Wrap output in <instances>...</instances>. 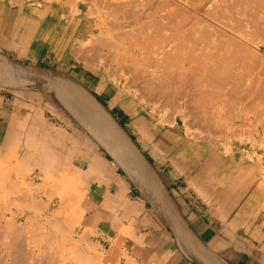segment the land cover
Returning <instances> with one entry per match:
<instances>
[{"label":"crops","instance_id":"0c3cea01","mask_svg":"<svg viewBox=\"0 0 264 264\" xmlns=\"http://www.w3.org/2000/svg\"><path fill=\"white\" fill-rule=\"evenodd\" d=\"M62 23L67 21L0 1V51L33 67L55 69L51 64L61 61L56 51L65 38L68 43L82 38L76 29L62 37ZM101 82L89 89L110 96ZM110 97L114 105L108 108L146 154L201 242L229 264H264V153L257 158L255 149L226 152L217 142L191 138L177 122L165 126L151 119L119 94ZM92 135L57 94L0 83V177L7 175L0 188L14 194L23 180L49 182L81 198V227L107 255L119 241L117 256H108L113 262L195 264Z\"/></svg>","mask_w":264,"mask_h":264},{"label":"bare ground","instance_id":"6f19581e","mask_svg":"<svg viewBox=\"0 0 264 264\" xmlns=\"http://www.w3.org/2000/svg\"><path fill=\"white\" fill-rule=\"evenodd\" d=\"M101 1L102 0H100L99 5L104 2L102 1L101 3ZM142 1L137 0L136 2L135 0L134 1L124 0V3L120 4L118 7L109 6L108 9L111 10L109 11V14H112V15L122 14L125 16L124 17L125 19H123V21H121L120 24L116 26L114 25L115 28L113 25L109 26L106 23V20L104 17L99 16L100 18L98 17L96 19L89 20V18L86 16V14L89 13V9L84 10L82 9V7H79L78 10L74 8L72 9V11L73 12L75 11L74 13L77 15L79 19L78 21L81 22L76 25L75 29L80 28V27L84 28L87 33L89 32V37L91 35L90 31L94 32L95 34L96 31L101 28L108 29L109 31L108 33H110V29L118 30L116 32H113V34L112 33L109 34V35H112L111 39L109 38L106 39L103 37H101L102 38L101 39L99 37L101 39L99 43L102 46V49L103 50L106 49L107 52L111 55L110 59H112V61L118 60L119 67H123L125 70L129 69L134 72L135 78L134 79L132 78V81L137 82V83L139 81L140 85H143L145 92L147 94H155L156 96H162V97H167V98L169 97V99H172V100H174V98H178L180 94H176L178 91L177 90L175 91L176 87H175V81L172 78L173 76L179 77L180 79H182V81H184L185 83H189L195 89L197 88V86L200 89L199 85H197L196 83L200 82L199 79L201 77L194 75V74L192 75L191 73L194 72V68L196 67V65L199 64L201 66V63L199 62L197 57L196 59L190 58L188 56L182 57L181 54H179L181 56V59L178 56L176 57L175 55L180 51V49L182 50L184 49L185 51H187L188 48H190L192 51L197 52V50H200L202 51L203 54L206 53L207 54L205 55L206 57L204 56L207 59L206 61H210L214 67L215 66L220 67L221 69L218 68L220 70H222L223 68L224 73H225L224 70L228 68L231 71L232 70L230 68L231 66L233 70L235 69L233 67L234 65H239V67L242 66L243 68L244 64L246 63L252 64V61H257V60H260V58L264 57V0H217V3L213 0L215 3L214 6H216L217 4L216 18L212 17V16H215L214 14L215 12H212V9L209 8L207 4H206V7L201 6L199 5L200 2H198L197 0L195 1L198 2L199 6L194 5L196 4L194 3V0L191 1L193 2V4L190 2V0H174V1L148 0L150 2L149 4H147L148 1L146 0L145 1L147 3H144V0ZM107 2L108 1H106L105 3L107 4ZM202 2L203 0L201 1V3ZM93 3H95V0H93ZM105 3H103L102 6L101 5L100 6L103 7ZM106 6H108V4ZM106 6H104L103 10L105 9ZM182 6L190 7L191 10L195 11L196 14L198 13L199 16L200 14L204 15L206 18L210 16L208 18L210 19L212 17L211 18L212 21L214 20L213 18H215V20L217 19L216 20L217 22L215 21L217 23L216 24L217 29L215 28L216 25H214V23L212 22L209 23L210 21H207L208 22L207 24L204 23L206 20H209L208 18L201 19V16L200 17L197 16L195 12L194 13L191 12L192 15L190 13H189L190 15L186 14ZM59 11L61 13H64V16L69 18V16H67L70 14L68 10L65 9L64 11L63 10H59ZM66 13H69V14H66ZM53 15L55 16V18L61 19L62 17V16H59L58 13L53 14ZM69 20L73 21V19H69ZM67 23L69 24V21H67ZM84 24L89 26L90 27L89 29L91 30L88 31L87 26ZM98 24L100 27L98 26ZM209 27L213 28L212 29L213 32H210V33L207 32V31H211V28ZM205 28L207 29L206 32H205L206 30ZM68 32L66 34H68ZM15 36H18V35H15ZM139 38L140 39L142 38V40H139ZM91 42H92L91 39H89L88 44L90 43L92 45L93 43ZM72 43L75 45L74 42ZM62 46H63V42H62ZM87 46L89 47V45ZM82 47L85 48L82 45H80L79 48L82 49ZM88 50L89 52L94 51L97 54V57L98 55L100 56L102 54L101 53L102 50L100 51V49H93V47L92 49H88ZM124 51L127 54H123ZM147 52L148 53L152 52V54H155V53L163 54V57L161 56L162 58L160 57L161 59H159L158 63L156 64V66H158L159 68L161 67V68H164L165 70L168 69V72L170 73H173L174 72L173 69L175 68H177L175 70H178V71L179 69H182L184 70V73H183L184 75L178 73L179 75L173 74L172 76L171 74L172 76L171 77L167 75L169 73H165L166 75L159 74L160 76H157V77L153 75L154 78H151L152 75L150 76L149 74H147L149 73L148 70L150 68L147 70L146 69L147 66H146L145 68L147 70L146 71L147 73H146L144 71L145 69L140 67L138 64L141 61L139 56ZM77 56L79 58L81 55L79 56L77 54ZM83 56H82L83 58L82 57L80 58L84 59L83 60L84 63L86 62L87 64L91 63L94 65L97 62L96 64H98V66H103L108 69L109 68L111 69L112 67L111 65H113L111 64L112 62L110 63V59L108 58L110 56H108L107 59H104L103 61L100 60L101 62L99 61V63L98 61H95V60H98L96 59L95 54L91 55V53H88L87 55H85L83 53ZM126 56L129 58H127ZM71 59H72L71 56L66 57V62L70 63ZM150 61L147 60L146 64L149 65V64L155 63V61H151V62ZM247 64H246V67L243 68V70H247L246 68H248L250 65L248 64V67H247ZM204 66L206 67V65ZM140 68L143 69L144 72ZM242 68H241V71H242ZM210 69H212V67ZM239 69L240 68H238V70ZM200 70L203 71L204 69H201L200 67ZM220 70L218 71L220 72ZM155 71L158 72V70H155ZM223 72H220V73H223ZM150 73L152 74V71ZM231 73H234V71L233 72L231 71ZM225 74H228V71ZM136 75L139 76L137 79H136ZM223 75L221 76L222 79H223ZM234 79H235V76H234ZM235 81L236 80H234V82ZM184 82L182 83L184 84ZM0 83L4 85L6 84L9 86H17L20 88L22 87L30 88V90L31 89L42 90V88L39 86L22 85L18 82L11 81L9 79L0 78ZM177 87L179 88V85ZM199 89L198 91H200ZM203 89L204 88H202V91ZM196 93L198 94L199 92H196ZM60 94L62 97L61 98L62 102L66 106V108L82 123V125L86 129H88L93 134L95 139H97L107 150H109L110 153L114 154V158L121 164V166H123L126 169L130 177L137 184H139V181L137 177L135 176L132 168L129 166L124 154L117 147V144L115 143L114 139L110 136V134H108L105 131V129L101 126V124L97 121V119L94 117L91 110L87 106H85L77 97H75L73 94L69 93L68 91L62 90L60 91ZM203 94L204 93H202V95ZM205 94H204V97H205ZM199 100H200V97H199ZM205 112L203 113V115L206 114L207 116H209L208 115L209 113L208 112L205 113ZM198 114H202V113L199 112ZM198 114L196 113L197 116ZM201 122L203 121L201 120ZM6 176H7L6 174L5 176H1L0 182L4 181L5 179L4 177ZM7 197L8 196H6L4 203L8 205L7 206L8 209L5 207L6 209L1 210L2 211L1 213H4V215H5V212H10V211L12 212L14 210L12 208L14 206V203H18V202L22 203L20 204V207L22 209L23 208H27V209H24L23 211L20 208L19 209L20 212L16 213L17 216L19 215L24 216L25 214H27L28 211L30 212L32 211L33 213H38L39 210L36 208L43 201L42 198L36 195L35 193L29 198H27L24 195L21 197L22 199L20 197H19L20 199L19 198L16 199L14 197L13 198H7ZM60 198L61 199L59 201L58 210L56 212V214H62V216L64 217V224H62L63 226H61L60 230H62L64 234L66 235L73 234L74 227L67 225L69 223H66V221L69 218L72 221H78L79 223L82 222L83 213L81 211L80 204L83 203V201L80 200L81 198L80 199L76 198L75 195L73 196L65 195L64 190ZM54 201L55 199L49 200L50 206L51 204H54ZM4 215L0 216V264H71L70 261H68L69 259L66 256L67 254L70 256L71 250L68 252L66 251V249L62 250L61 249L62 246L60 248H57L58 250H55V249L51 250V248L48 247V244L44 249L37 250L35 248L36 245L34 246L33 238L30 235H26L24 232V230H27V228L29 229L30 224L33 223L34 219L27 218L25 223L19 224V221H18L19 218L15 217L16 215L12 217V219H7L4 217ZM119 247H120L119 241H116L113 243L111 250H109L111 256L115 257L117 255ZM71 254L74 255L75 257L74 263L76 264H98L100 263L98 259H95V257H92L91 255H88L87 253L82 252L79 249L75 250V252ZM189 258L191 259L190 256Z\"/></svg>","mask_w":264,"mask_h":264},{"label":"rangeland","instance_id":"374dc122","mask_svg":"<svg viewBox=\"0 0 264 264\" xmlns=\"http://www.w3.org/2000/svg\"><path fill=\"white\" fill-rule=\"evenodd\" d=\"M0 1H3L9 5H13L17 7L21 6V7H26V8H34L36 10L38 9L40 10V12H46L47 14L49 13L53 15V14L58 13L59 16H62L61 19L65 21H69V19H73V21L72 20L69 21V24L68 23L61 24L62 26L61 34L64 37L69 36L70 33L72 34V31L75 29L76 25L78 23H81L78 21L79 19L77 15L74 13L75 11L74 12L72 11V9L74 8H76L77 10L79 9V7H82V9L84 10L89 9V13L86 14L89 20L96 19L99 16L104 17L106 20V23L109 26L110 25L116 26L120 24V22L123 21V19H125L124 18L125 16L122 14H117V15L109 14V11L111 10L108 9L109 6L118 7L120 4L124 3V0L123 1L122 0H106L108 1L107 2L108 6H106L107 5L105 3L106 1L102 0L104 1L103 3H105L104 4V6H106L105 9H107L108 11L105 9L103 10L104 6L101 7L103 5L102 1H101L102 4H100L101 6L99 5L100 0L98 1L95 0V3H93V0H68L69 2L67 0H59V1L58 0L57 1L56 0H0ZM135 1L137 2V0ZM139 1H142V0H139ZM146 1L144 0V3H147ZM171 1H174V0H171ZM191 1L192 0H190V2ZM197 1L201 3L202 0L201 1L197 0ZM197 1L194 0V3H196L194 5H197V6L201 5V6L206 7V4H207L208 7L212 9V12H215L214 13L215 16H212V17L216 18L217 4L216 6H214L215 5L214 1L217 3V0H214V1L210 0L211 3L209 2V0L207 1L203 0L202 2L203 4L199 3V5ZM149 3L150 2L148 1L147 4ZM191 3L193 4V2ZM182 7L184 11L186 12V14L188 15L190 14L192 15V13L195 12L191 10L190 7H187V6H182ZM214 7L216 10L214 9ZM65 9L68 10V12H70V14L66 13V14H69L67 15L69 16V18L64 16V13H61L59 11V10L64 11ZM196 15L199 16L198 13ZM200 16H201V19L206 18L202 14H200ZM215 18H213L214 22L212 21V19L210 20L208 18L209 20H206V21L204 20L205 21L204 23L207 24L208 23L207 21H210L209 23L212 22L214 23V25H216L217 19L215 20ZM65 27H68V29H65ZM89 28L90 27L87 26L88 31L91 30ZM215 28L217 29V25ZM212 29L213 28H211V31H207L206 29L205 32L206 31L208 33L213 32ZM116 31L118 30L110 29V33L112 34L113 32H116ZM67 32L68 34H66ZM77 32H78V36L80 35L82 38L79 40H75V39L71 40L70 43H68L69 38L68 39L65 38L66 39L65 46L62 47L61 51L59 50L56 51V52H59L60 55H62V59L61 61L51 64V67L55 69H59V71H62V72H65L71 75L72 77H74L75 79L79 80L81 83L86 85L88 88L89 87L93 88L94 83L102 81L101 82L102 88L103 87L107 88L108 86V89L110 90L109 94H111L110 96H112V94L114 95L119 94L121 98L131 101L134 105L136 104L138 106H141L145 114L148 115V117H151V119H154V120H159L165 126H169L177 122L181 127H183L185 132L191 136V138L197 141H202L206 143L217 142V144H219L223 148V150H225L226 152H231L232 148L246 149V150L255 149V151H253L254 154L252 155L256 156L257 158H260L261 154L264 153V57L260 58V60L252 61V64L248 63L250 64L249 67H248V64L246 63L248 67L246 68L247 70H243V68L246 67V64L243 65V68L242 66L239 67V65H234L233 66L235 68L234 70L232 66L230 67L232 69L231 71L232 72L234 71V73H231L230 69L228 68L229 70L228 69L224 70L225 73L228 71V74H225L223 72V68L222 70H220L221 69L220 67L215 66L216 67L215 68L211 64L210 61H206L207 60L205 58L206 57L205 55H207L206 53L203 54L202 51L200 50H197V52L192 51L190 48H188V50L186 49L187 51H185L184 49L183 50L180 49V51L177 53L178 55L177 54L175 55L176 57L178 56L180 59H181V56L182 57L188 56L190 58H195V59L197 57V59L201 63V66L197 64L195 67L196 69L194 68V72L191 73L192 75L194 74V75L201 77L199 79L200 82L196 83L200 87L199 89L197 86V88L200 90L198 91L197 88L196 89L193 88V86L190 85L189 83H185L179 77L173 76V74H178V73L183 74L184 70L179 69L178 71V70H175L177 69L175 68L173 69L174 72L170 73L168 72V69L165 70L164 68H161V67L159 68L158 66H156V64L158 63V60L163 57L162 53L152 54V52L150 53L147 52L139 56L141 59V61L138 63L139 66L142 67L143 69H145L147 66L146 68L147 70L150 68L151 70L150 69L148 70L149 73L146 72L147 71L146 69L144 71L150 76L152 75L151 78H154V76L155 77L160 76L159 74L166 75L165 73H169L167 74L169 76H171L172 74L173 77L172 76L171 77L174 79L175 87L177 88V89L175 88V91L176 90L178 91L176 94H180L178 98H174V100H172V99H169V97L167 98V97H162V96H156L155 94H147L145 92L143 85H140L139 81L138 83L132 81V78L133 79L135 78L134 72L132 70H129V69L125 70L123 67H119L118 60L112 61V59H110L111 55L107 52L106 49L103 50L102 46L99 43L100 40L102 39L101 37L106 38V39L108 38L111 39L112 35H109L110 33H108L109 32L108 29L101 28L97 30L95 34L94 32L90 31L91 38L89 37V32L87 33L86 30L78 29ZM88 38L91 39L92 41L91 43H93L92 45L90 43L88 44L89 42ZM139 40H142V38L141 39L139 38ZM72 42H74L75 45ZM84 42L87 44H85ZM80 45L84 46L85 48L82 47V49H80L79 48ZM87 45H89V47ZM92 47L93 49H100V51L102 50L101 51L102 56L98 55L97 57V54L94 51L89 52L88 49H92ZM195 52L197 53V55ZM83 53L85 55H87L88 53H91V55L95 54L96 59H98L95 61H98V63L100 60L103 61L104 59H107L108 56H110L108 58L110 59V63L112 62L111 64L113 65H111L112 67L110 66L111 69L110 68L108 69L103 66H98V64H96L97 62L94 65L91 63L87 64L86 62L84 63L83 61L84 59H82L84 57ZM77 54L79 56L81 55L80 57L82 56L83 57L78 58ZM123 54H127V53L124 51ZM179 54H181V56ZM198 55L200 58L198 57ZM68 56L72 57L70 63L66 62V57ZM147 60L155 61V63L147 65L146 64ZM204 65H206V67ZM200 67L201 69H204V70L203 71L200 70ZM211 67L212 69H210ZM238 68H240L239 70L241 73L239 72ZM241 68H242V71H241ZM143 69L141 70L143 71ZM152 69L154 70V72ZM155 70H158V72ZM218 70H220V72H223L224 75L223 73H220ZM151 71H152V74L150 73ZM222 75H223V79L221 77ZM234 76H235V79H234ZM138 77L139 76L136 75V79ZM234 80L236 81L234 82ZM182 82H184V84ZM178 85H179V88L177 87ZM202 88H204L203 91H202ZM201 91L204 94L207 93L205 94V97H204V94L202 95ZM196 92H199L198 93L199 95ZM110 96L105 95L103 97V95H101L100 97L99 96L98 97L106 106L107 105L113 106L114 102L111 101ZM199 97H200V100H199ZM104 101H107L108 104H106V102ZM259 107H261L262 109ZM195 112L197 114L199 112L202 114H198V116L201 115L198 118ZM204 112L205 113L208 112L209 116H207L206 114L204 115H206L207 117L204 116L203 115ZM202 115L204 116V118ZM201 120L203 122H201ZM260 150L261 152H259ZM112 155L114 156V154ZM2 182L4 185H7L4 181H1L0 183ZM8 191L9 192L2 191V189L0 188V213L2 212L1 210L6 209V208L8 209L7 207L8 205L4 203L6 196H8L7 198L14 197L17 199L19 197L21 198L24 195L27 198H29L35 193L36 195L40 196L43 200L39 204V206L36 208L39 210L38 213H33L32 211L31 212L28 211L27 214H25L24 216H20V215L17 216L16 213L20 212L19 211V209L21 208L20 204H22L21 202H18V203H14V206L12 205L13 206L12 208L14 209L12 211L13 213L10 211V212H5V215L4 213L0 214V216L4 215V217L7 219H12V217L16 215L15 217L19 218L18 219L19 224L25 223L27 218L34 219L33 223L30 224L29 229L27 228V230H24V232L26 235H30L33 238L34 246L36 245L35 248L37 250L44 249L47 246V244H48V247L51 248V250H54V249L58 250L57 248H60L62 246L61 247L62 250L66 249L67 252L71 250L70 256L68 254L66 255L67 258L69 259L68 261H70L71 264H76L74 263L75 257L71 253L75 252V250L77 249L81 250L82 252L87 253L88 255H91L92 257H95V259H98L100 262L98 264H124L123 262H120V263H116V261L113 262L112 261L113 258L112 260L109 258V257H113L111 256L110 251H109V255H107L108 251H106V248L101 247L97 242H95L91 237L92 232L89 230H84L81 227V223H79L78 221H72L69 218L66 221V223H69L67 225L74 227L73 234L66 235L64 234L62 230H60L61 226H63L62 224H64V217L62 216V214H56V212L58 210L59 201L61 199L60 197L63 194V191L61 193L59 190H57L56 185L54 183L37 181V182H31L29 184H26V181L23 180L20 186L17 188V191L14 192V194L11 193V190H8ZM50 199H55L54 204H51V206L49 203ZM24 209H27V208H23L22 210L24 211ZM125 264H135V263L132 261H129Z\"/></svg>","mask_w":264,"mask_h":264},{"label":"water","instance_id":"95a60500","mask_svg":"<svg viewBox=\"0 0 264 264\" xmlns=\"http://www.w3.org/2000/svg\"><path fill=\"white\" fill-rule=\"evenodd\" d=\"M0 78L22 85L39 86L43 91L53 92L60 97V91L66 90L77 97L91 110L97 121L114 139L139 184L103 148L141 190L191 260L195 264H229L213 254L193 232L146 154L109 108L88 87L67 73L32 67L3 52H0Z\"/></svg>","mask_w":264,"mask_h":264}]
</instances>
